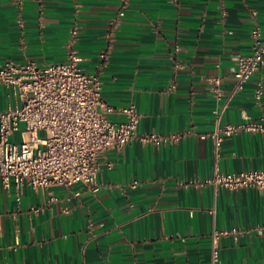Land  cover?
<instances>
[{"label": "crops", "instance_id": "obj_1", "mask_svg": "<svg viewBox=\"0 0 264 264\" xmlns=\"http://www.w3.org/2000/svg\"><path fill=\"white\" fill-rule=\"evenodd\" d=\"M126 2L0 0V67L64 62L73 50L85 72L99 73L107 104L136 106L139 135H180L104 154L98 191L0 187V264H214L215 247L217 264H264V190L200 184L216 168L264 170L263 134L226 138L218 160L204 137L219 123L264 118V61L237 92L233 76L236 58L252 51V30L264 37V0ZM10 102L0 83V112Z\"/></svg>", "mask_w": 264, "mask_h": 264}, {"label": "built area", "instance_id": "obj_2", "mask_svg": "<svg viewBox=\"0 0 264 264\" xmlns=\"http://www.w3.org/2000/svg\"><path fill=\"white\" fill-rule=\"evenodd\" d=\"M17 1L22 3V0ZM126 3L123 0V4ZM124 5L109 28L110 42L124 14ZM252 40L251 53L236 58L233 69L235 92L259 71L264 61V37L259 27L252 30ZM111 48L109 43L99 54L101 65L109 62ZM0 83L13 97V102L0 112V187L5 189L12 183L17 188L29 186L33 189L69 188L81 184L91 191H98L100 158L107 152H122L136 139L158 146L180 137L178 134L139 135L141 114L136 106L116 109L107 104L102 96L99 73L85 72L73 50L66 61L46 65L34 61H6L0 67ZM210 84L220 97V78H212ZM262 95V85L258 84L256 99L260 100ZM114 113L123 114L125 120L112 121L110 115ZM17 132L21 136L20 143L15 142ZM240 133L264 135V118L256 121L246 118L225 125L219 123L214 132L204 137L211 139L218 160L224 140ZM107 166L111 168L112 164ZM200 184L212 186L215 191L222 188L263 191L264 170L226 173L216 168L214 174ZM218 262L219 253L215 247L213 263Z\"/></svg>", "mask_w": 264, "mask_h": 264}, {"label": "rangeland", "instance_id": "obj_3", "mask_svg": "<svg viewBox=\"0 0 264 264\" xmlns=\"http://www.w3.org/2000/svg\"><path fill=\"white\" fill-rule=\"evenodd\" d=\"M21 127L24 128V125H21ZM40 135L43 136L44 133L41 132ZM15 142H16V143H20V142H21V136H20V133H19V132H17V133L15 134Z\"/></svg>", "mask_w": 264, "mask_h": 264}]
</instances>
